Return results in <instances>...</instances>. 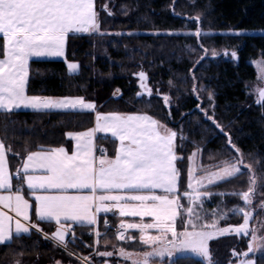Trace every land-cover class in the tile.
Returning a JSON list of instances; mask_svg holds the SVG:
<instances>
[{
  "label": "trees",
  "instance_id": "obj_1",
  "mask_svg": "<svg viewBox=\"0 0 264 264\" xmlns=\"http://www.w3.org/2000/svg\"><path fill=\"white\" fill-rule=\"evenodd\" d=\"M95 9L99 32L70 34L64 59L31 60L28 93L82 96L95 102L98 111L146 113L166 124L177 132L181 193L187 184V157L199 148L204 165L219 164L234 151L227 145L229 136L260 183L259 178L264 177V107L256 103L250 84L257 77L252 61L264 58V34L221 31L264 29V0H95ZM198 30L199 36L194 34ZM232 52L236 53L235 57ZM67 61L77 62L79 71L69 72ZM140 72L146 74L145 83L152 89L151 95L140 86ZM165 94L170 98L169 104L163 100ZM201 109L213 119H207ZM94 123V111L19 109L11 114L0 111V138L11 148L7 155L12 173L21 168L27 151L61 145L71 149L72 142L66 133L86 130ZM101 136L104 135L97 136V150L103 147L108 155H114L117 141ZM247 179L246 174L219 182L218 186H208L205 190L212 195L204 198V209L211 213L219 205L227 215L220 223L241 222L242 216L232 209L243 206V201L231 193L247 190ZM13 182L23 183L15 175ZM261 191L257 189L259 195L253 202L264 198ZM24 192L28 195L25 184ZM119 218L100 213L96 228L102 231L108 227L105 219L116 224ZM32 220L46 233L57 227L53 222L38 221L34 214ZM94 228L72 224L69 246L75 251L88 252L93 245ZM177 228H182L179 218ZM106 232L114 231L110 227ZM135 235L139 233L136 231ZM248 239L235 234L212 239L209 250L213 264H228L230 259H236L232 250H246ZM121 244L129 250L143 248L137 240ZM262 255L251 257L257 264H264ZM17 261L80 264L35 230L0 246V264ZM180 264H208V261L192 254H180Z\"/></svg>",
  "mask_w": 264,
  "mask_h": 264
},
{
  "label": "snow or ice",
  "instance_id": "obj_2",
  "mask_svg": "<svg viewBox=\"0 0 264 264\" xmlns=\"http://www.w3.org/2000/svg\"><path fill=\"white\" fill-rule=\"evenodd\" d=\"M99 31L94 0H0V111L11 114L21 107L41 112L95 111L93 127L66 133L75 141L71 150L65 146H40V150L27 151L22 168H17L15 174L9 170L6 155L11 148L0 140V246L20 238L22 233L30 234L35 230L63 246L69 255H74L68 250L65 239L71 225L65 222L94 226L99 223L100 213L116 214L115 209L122 218H141L140 222L121 219L117 232L120 240L125 239L128 229L140 233L139 242L144 251L129 252L121 247L118 252L132 264H153V257L165 254L173 257L171 264H180V254L186 251L213 264L208 242L225 234L250 237L246 250H232L236 259H230L228 264H257L251 256L264 253V234L258 235L256 227L249 228V222L254 218L253 200L258 188L264 197V177H260L258 183L252 166L245 163L241 149L230 136L227 145L234 151L219 164H198L199 148L187 157V184L181 193L183 180L177 167L181 160L175 143L177 132L166 124L148 114L96 111L94 102L79 96L28 94L32 58L64 56L70 34ZM194 34L199 36V30ZM231 55L235 57L236 53ZM255 63L264 79V61ZM67 68L69 72H76L79 65L69 62ZM138 76L141 88L151 95L152 89L145 83L146 74L140 72ZM169 83L171 85V81ZM256 92V103L264 107V88H258ZM163 100L165 104L170 103L166 94ZM201 111L207 119H213L206 110ZM98 133L110 134L118 141L114 155H108L103 147L99 148V155L96 154ZM198 170L202 174L197 175ZM246 174L247 190L231 193L243 201V206L232 209L242 216V222L221 227L219 221L227 219V215L219 205L211 213L204 209V198L212 193L202 189ZM14 175L23 183L14 184ZM259 208L264 211V199ZM33 214L38 221H55V231L45 233L39 223L32 222ZM209 215L211 223L208 222ZM145 217L151 218L150 222H145ZM178 218L182 226L179 231ZM104 224L108 225L106 219ZM95 235L100 237L101 233L96 231ZM174 253L177 254L175 257ZM98 255L111 257L113 252H98ZM77 258L83 264H90L87 257ZM261 259L264 260V255Z\"/></svg>",
  "mask_w": 264,
  "mask_h": 264
},
{
  "label": "rangeland",
  "instance_id": "obj_3",
  "mask_svg": "<svg viewBox=\"0 0 264 264\" xmlns=\"http://www.w3.org/2000/svg\"><path fill=\"white\" fill-rule=\"evenodd\" d=\"M193 32L194 31H192L191 33H193ZM221 32H229V33H232V34H264V29L228 30V31H221ZM259 61H264V58L259 57V58L254 59L252 61V63L254 64V66L256 68V71H257L256 79L250 84L251 90L254 93L255 98H257L256 89L264 88V79H261V73L257 69L256 63H255V62H259ZM201 161H202V159H201V152H200L199 155L196 158V162L198 164H203ZM212 165H214V164H212ZM205 166H211V165H205ZM200 174H202V173H200L199 170H198L197 171V175H200ZM202 190H205V189H202ZM258 195L259 194L257 193V196ZM260 202H261V200H258L257 202H253V206H254L253 207V217L254 218L252 220H250V222H249V228L256 227V228L259 229L258 235L264 234V211H262L259 208ZM119 219L120 220L116 224L111 223V226L106 227L102 231L97 229V228H94L91 231V233L94 235V240H93V245L90 246V250L88 252L75 251L67 243L68 250L71 251L72 253H74V255H69V252L66 251L68 253V256H70L71 259L75 260L77 263L79 262L80 264H83V261L78 259L77 257H81V256L87 257L89 259V261H90V264H132L131 260H126L124 257H121L120 255H118L119 249L121 247H123L129 252H141V251H144L145 248H142L139 251L129 250L124 245H122V244L119 245V242L131 241L133 239H130V237H135L136 238L135 240H137L138 244H140V242H139L140 233L136 229H128V230L125 231V239L124 240H120L119 237H118L117 232H118V228H119V224H120L121 219H125L128 222H140L141 218L130 217V218H119ZM143 219H144L145 222H150V220L147 219V218L146 219L143 218ZM211 221H212V218H208V222L211 223ZM229 224H236V223H225V224H222V223L219 222V226H221V227H226ZM110 227L114 231L112 234H110V232H108V233L106 232L108 229H110ZM177 230L179 231L178 228H177ZM96 231H99L101 233L100 237H97L95 235ZM136 231L139 233L138 236L135 235ZM225 235H232V234H225ZM70 236L71 235H69L67 237V240H69ZM43 237L45 238L44 235H43ZM218 237H220V236H218ZM214 238H217V237H214ZM46 239L50 240L56 246H59L63 250H65L63 246L58 245V243L53 241L52 239H50V238H46ZM97 240L99 241V243H97ZM210 241L208 242L209 243V247H210ZM105 251L113 252V256H111V257H103V256L98 255V252H105ZM181 254H192L194 256H197L196 254L191 253L190 251H186V252L181 253ZM258 254H262V253L261 252H257L256 255H258ZM176 255H177L176 253L173 254L174 257ZM197 257H199V256H197ZM200 258H202V257H200ZM251 258H253V257H251ZM172 259H173V257H169V256H167V254H165L163 257H153L152 261H153V264H169ZM240 259H243V258H240ZM253 259H255V258H253Z\"/></svg>",
  "mask_w": 264,
  "mask_h": 264
},
{
  "label": "crops",
  "instance_id": "obj_4",
  "mask_svg": "<svg viewBox=\"0 0 264 264\" xmlns=\"http://www.w3.org/2000/svg\"><path fill=\"white\" fill-rule=\"evenodd\" d=\"M94 3H95V0H94ZM65 55H66V48H65ZM65 55L64 56H53V57H42V58H32L31 60H33V59H64L65 58ZM31 60H30V62H31ZM69 62H75V61H67V64L69 63ZM75 63H77V62H75ZM78 64V63H77ZM79 65V64H78ZM79 68H80V66H79ZM79 68H78V70L76 71V72H78L79 71ZM76 72H72V73H76ZM29 94V93H28ZM29 95H33V94H29ZM37 96H40V95H37ZM63 97H65V96H63ZM71 97H77V96H71ZM79 97H82V96H79ZM85 99V98H84ZM86 100V99H85ZM86 101H91V100H86ZM93 102V101H92ZM95 103V102H94ZM95 105H96V103H95ZM20 109H25V110H32V109H27V108H23V107H21ZM85 111H92V110H85ZM96 111H98L97 110V105H96ZM95 112V111H94ZM101 112V111H100ZM112 112V111H111ZM136 113H139V112H136ZM141 114H146V113H141ZM149 115V114H148ZM156 119V118H155ZM95 124V123H94ZM94 126V125H93ZM92 126V127H93ZM82 131H84V130H82ZM70 132V131H69ZM71 132H77V131H71ZM106 135V136H110L111 137V135L110 134H103V133H98L97 134V136L98 135ZM69 138V137H68ZM112 138V137H111ZM70 140H71V138H69ZM0 140H2L1 138H0ZM71 142H72V146L74 145V143H75V141H73V140H71ZM117 145H118V141H117ZM61 146H64V145H61ZM54 147H58V146H54ZM66 147V146H65ZM67 148V147H66ZM69 149V148H68ZM38 150H40V149H38ZM69 150H71V149H69ZM34 151H37V150H34ZM97 155H99V152H98V150H97V153H96ZM6 155H7V153H6ZM7 157H8V155H7ZM26 158V157H25ZM21 168H22V166H21ZM9 170H10V172H12L11 171V169H10V165H9ZM14 183V182H13ZM26 185V184H25ZM27 187V186H26ZM26 195V194H25ZM26 197H27V195H26ZM113 212H115L116 214H113L112 212H110V213H108V214H113V215H117V216H119V214H118V211L117 210H113ZM32 217H33V215H32ZM120 217V216H119ZM120 218H122V217H120ZM123 218H128V217H123ZM138 218H140V217H138ZM149 219V220H151V218H149V217H145V219ZM32 222L33 223H35L33 220H32ZM51 222H53V223H55V221H51ZM65 224L66 225H68V224H70L71 225V228H72V222L71 221H67V222H65ZM55 225H56V223H55ZM57 226V225H56ZM93 227H95L96 228V225H94ZM33 231V230H32ZM22 234H24V233H22Z\"/></svg>",
  "mask_w": 264,
  "mask_h": 264
},
{
  "label": "water",
  "instance_id": "obj_5",
  "mask_svg": "<svg viewBox=\"0 0 264 264\" xmlns=\"http://www.w3.org/2000/svg\"><path fill=\"white\" fill-rule=\"evenodd\" d=\"M70 232H71V230L66 234V237H65L66 241H67V237L70 235Z\"/></svg>",
  "mask_w": 264,
  "mask_h": 264
},
{
  "label": "built area",
  "instance_id": "obj_6",
  "mask_svg": "<svg viewBox=\"0 0 264 264\" xmlns=\"http://www.w3.org/2000/svg\"><path fill=\"white\" fill-rule=\"evenodd\" d=\"M108 226H111V224H110V223H108Z\"/></svg>",
  "mask_w": 264,
  "mask_h": 264
}]
</instances>
